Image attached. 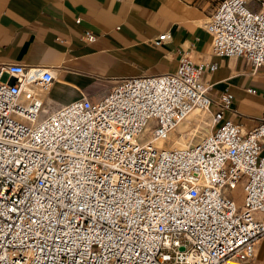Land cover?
I'll return each mask as SVG.
<instances>
[{"label":"built area","instance_id":"built-area-1","mask_svg":"<svg viewBox=\"0 0 264 264\" xmlns=\"http://www.w3.org/2000/svg\"><path fill=\"white\" fill-rule=\"evenodd\" d=\"M205 27L212 41L199 60L184 50L175 70L122 76L97 101L55 102L53 68L0 62V264L256 257L264 116L252 127L229 116L234 94L214 92L208 74L215 57L264 66V0H219ZM193 111L194 131H180Z\"/></svg>","mask_w":264,"mask_h":264},{"label":"crops","instance_id":"crops-1","mask_svg":"<svg viewBox=\"0 0 264 264\" xmlns=\"http://www.w3.org/2000/svg\"><path fill=\"white\" fill-rule=\"evenodd\" d=\"M218 1L0 0V62L53 68L48 94L55 102L84 95L97 101L122 76L175 70L184 50L199 60L212 41L205 22ZM85 30L98 38L85 39ZM164 31L171 37L155 42ZM215 59L219 65L208 74L213 91H231L227 114L252 127L264 116V66L251 71L243 57ZM243 264H264V237Z\"/></svg>","mask_w":264,"mask_h":264},{"label":"rangeland","instance_id":"rangeland-1","mask_svg":"<svg viewBox=\"0 0 264 264\" xmlns=\"http://www.w3.org/2000/svg\"><path fill=\"white\" fill-rule=\"evenodd\" d=\"M194 112V111H193ZM194 114H195V116H196V118H195V120H198V112L197 111H195L194 112ZM194 120V121H195ZM194 121H192V122H188L187 121V119L186 120H184V121H182L181 122V124L180 125H182L181 126V128L179 129L180 131H185V133L186 132H189V131H194L193 129H194V127H196L195 125H194ZM186 136V135H185ZM184 136V137H185ZM184 137H182V138H180V135H179V133L177 134H175L174 135V139L177 141V143L176 144H178V145H184V144H186V140L184 139Z\"/></svg>","mask_w":264,"mask_h":264},{"label":"bare ground","instance_id":"bare-ground-1","mask_svg":"<svg viewBox=\"0 0 264 264\" xmlns=\"http://www.w3.org/2000/svg\"><path fill=\"white\" fill-rule=\"evenodd\" d=\"M194 112H195V111H194ZM192 113H193V112H192ZM192 113H191V114H192ZM191 114H190V115H191ZM190 115H189V116H190ZM192 115H193V117H192V118H193V119H195V118H196V116H194V113H193ZM189 116H188V117H189ZM185 120H186V119H185ZM180 124H181V123H180ZM180 124H179V125H180ZM179 125H178V126H179Z\"/></svg>","mask_w":264,"mask_h":264}]
</instances>
